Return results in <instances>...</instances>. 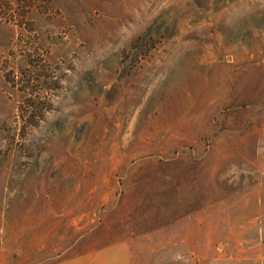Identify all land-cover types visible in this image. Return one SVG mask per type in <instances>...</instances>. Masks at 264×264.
I'll return each instance as SVG.
<instances>
[{
    "label": "rangeland",
    "instance_id": "obj_1",
    "mask_svg": "<svg viewBox=\"0 0 264 264\" xmlns=\"http://www.w3.org/2000/svg\"><path fill=\"white\" fill-rule=\"evenodd\" d=\"M12 7L0 264H264V0H35L27 30Z\"/></svg>",
    "mask_w": 264,
    "mask_h": 264
},
{
    "label": "crops",
    "instance_id": "obj_2",
    "mask_svg": "<svg viewBox=\"0 0 264 264\" xmlns=\"http://www.w3.org/2000/svg\"><path fill=\"white\" fill-rule=\"evenodd\" d=\"M130 247L127 242L114 243L87 254L64 256L63 261L56 264H152L146 260V257L151 258L150 254L146 256V251L133 252Z\"/></svg>",
    "mask_w": 264,
    "mask_h": 264
},
{
    "label": "trees",
    "instance_id": "obj_3",
    "mask_svg": "<svg viewBox=\"0 0 264 264\" xmlns=\"http://www.w3.org/2000/svg\"><path fill=\"white\" fill-rule=\"evenodd\" d=\"M16 2H18V4H21V7H17L18 9V15L20 16V21H17V25L25 30H27L26 25L24 23H27L26 21H24L27 13L29 12L30 8L32 7V3H34L35 0H15ZM12 2H14V0H0V10L3 11V14L5 15L7 12L12 11L11 14H14L15 10L12 7ZM29 3H31V5H29ZM28 4V5H27ZM12 16H16L15 14ZM10 17V16H9ZM11 21V19H10Z\"/></svg>",
    "mask_w": 264,
    "mask_h": 264
},
{
    "label": "clouds",
    "instance_id": "obj_4",
    "mask_svg": "<svg viewBox=\"0 0 264 264\" xmlns=\"http://www.w3.org/2000/svg\"><path fill=\"white\" fill-rule=\"evenodd\" d=\"M228 22H229V23H233L234 20H233L232 18H228Z\"/></svg>",
    "mask_w": 264,
    "mask_h": 264
}]
</instances>
